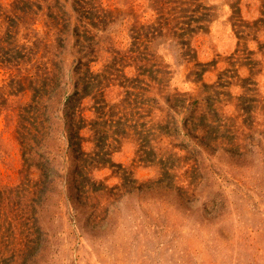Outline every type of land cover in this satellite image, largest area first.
Masks as SVG:
<instances>
[{
    "label": "rangeland",
    "instance_id": "1",
    "mask_svg": "<svg viewBox=\"0 0 264 264\" xmlns=\"http://www.w3.org/2000/svg\"><path fill=\"white\" fill-rule=\"evenodd\" d=\"M0 264H264V0H0Z\"/></svg>",
    "mask_w": 264,
    "mask_h": 264
}]
</instances>
